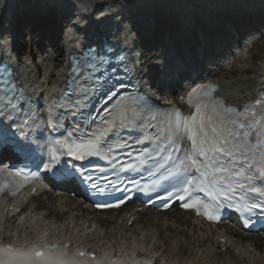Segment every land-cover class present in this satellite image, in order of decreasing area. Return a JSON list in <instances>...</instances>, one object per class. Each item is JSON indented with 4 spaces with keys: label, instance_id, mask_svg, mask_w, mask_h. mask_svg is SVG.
I'll use <instances>...</instances> for the list:
<instances>
[{
    "label": "snow or ice",
    "instance_id": "1",
    "mask_svg": "<svg viewBox=\"0 0 264 264\" xmlns=\"http://www.w3.org/2000/svg\"><path fill=\"white\" fill-rule=\"evenodd\" d=\"M64 6L75 17L69 26L83 32L86 40L79 53L70 57L69 74L58 97L52 96L42 106L39 99L33 100L22 90L8 66L0 68V192L15 194L20 182L5 185L4 178L28 180L30 173L25 169L33 165L43 170L45 179L108 195L113 182L105 177L101 185L90 166L94 159L105 158L114 150L132 148L131 137L140 147L133 149L136 156L125 154L136 163L121 164L120 171L146 172L152 184L141 186L133 181L134 189H120L121 203L129 191L144 194L149 201L154 194L168 207L179 203L198 214L202 209L209 220L218 222L231 210L238 214L242 227L250 228L257 221L264 226V111L253 110V106L264 110V98L258 94L242 110L225 106V101L214 95L218 86L198 83V78L192 77L186 51L173 48L161 52L155 56L159 63L146 66L143 53L126 46L136 25L130 21L124 27L128 18L123 11L101 13L93 19V14L80 11L87 8L83 3L66 0ZM8 7L4 5L5 12ZM92 25L97 29L112 25L117 37L124 32L125 45L119 39L115 43L109 39L110 28L90 35ZM139 35L137 29L133 43ZM133 82L134 93L129 91ZM152 87L161 94L180 88L176 94L186 101L189 114L182 115L171 103H158L146 90ZM161 107L168 111L159 113ZM45 131L59 137L48 140ZM250 139L256 142L254 150ZM111 170L117 172L114 163ZM156 188H162L164 194ZM86 257L92 259H83ZM0 264L102 262L91 251L72 252L68 245L42 242L27 247L0 244Z\"/></svg>",
    "mask_w": 264,
    "mask_h": 264
},
{
    "label": "bare ground",
    "instance_id": "2",
    "mask_svg": "<svg viewBox=\"0 0 264 264\" xmlns=\"http://www.w3.org/2000/svg\"><path fill=\"white\" fill-rule=\"evenodd\" d=\"M12 1L0 0V6L4 8V5H10ZM49 1L66 3V0ZM74 2L87 5V8H81L82 13H92L95 8L103 5L106 14H109L110 11L113 13L126 11L129 6L133 5L134 0H74ZM110 5L111 9H109ZM120 5L127 7L121 9ZM60 56L62 52L58 51V57ZM252 57L257 61L246 63L244 53H242L236 57L240 60L233 63L231 67L228 61L220 67L224 72L217 76V80L220 83V90L229 100L246 99L251 93L257 77L264 69V40L258 48H255ZM57 63L58 58H55L51 63L43 64L38 78V85L43 91L54 90L56 87L57 83L53 80L55 71L51 68ZM32 75L37 76L34 71ZM46 199V201L38 197L30 199L26 205L29 209L27 215L21 220L10 219L9 225L3 228V235L6 237L7 232L15 231L17 237L29 239L44 229L52 230L51 235L64 234L76 241L82 238L85 242L94 237L93 239L98 240L93 242L100 246H114L115 248L145 246L151 249L156 256L177 264H264V236L260 234L242 235L233 230L230 237L231 240L237 238L236 245L227 247L222 252L220 251L221 246L217 245L209 234L201 228L197 229V226L189 222L190 219L176 209L167 212L147 209L136 216L138 221H134L129 228L125 225H117L118 215L114 211L95 214L81 202L73 200L66 204V209L62 213L58 214L62 204L60 199L52 194H47ZM130 209L125 208L123 211ZM164 224L165 229L162 228ZM84 225H88V230L79 233ZM106 225H109V228L103 229L102 227ZM129 233L134 237L126 238L125 235ZM252 242L255 247L253 253L247 251L248 244ZM236 250L238 253L235 252Z\"/></svg>",
    "mask_w": 264,
    "mask_h": 264
},
{
    "label": "rangeland",
    "instance_id": "3",
    "mask_svg": "<svg viewBox=\"0 0 264 264\" xmlns=\"http://www.w3.org/2000/svg\"><path fill=\"white\" fill-rule=\"evenodd\" d=\"M255 61H257V59L256 58H254V57H252V59H250V60H247L246 61V63H249V62H252V63H254ZM110 225V224H109ZM109 225H106L105 226V228H108L109 227ZM94 237H92V238H89V240H93V241H97L98 239L97 238H95V239H93ZM217 260V259H216Z\"/></svg>",
    "mask_w": 264,
    "mask_h": 264
}]
</instances>
